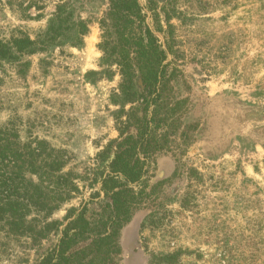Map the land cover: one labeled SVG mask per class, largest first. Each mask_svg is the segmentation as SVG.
Returning <instances> with one entry per match:
<instances>
[{
  "label": "rangeland",
  "instance_id": "374dc122",
  "mask_svg": "<svg viewBox=\"0 0 264 264\" xmlns=\"http://www.w3.org/2000/svg\"><path fill=\"white\" fill-rule=\"evenodd\" d=\"M60 1L0 0V39L36 40ZM64 1L87 25L82 44L73 45L72 31L33 53L0 60V143H8L1 147L7 157L0 182L14 171L7 163L13 152L45 150L34 162L36 173L23 165L21 175L39 189L19 210L41 235L33 240L22 228L15 231L7 221L11 210L0 207V264H37L76 212L85 207L93 222L106 202L99 155L118 138V118L124 119L113 103L118 68L98 48L108 0ZM148 1L164 30L165 10L174 26L165 96L183 103L176 131L148 160L113 264H167L159 257L171 254H177L172 264H264V0H139L164 45ZM52 160L62 167L48 176L43 164ZM42 195L58 207L38 210L31 201L40 203ZM48 222L59 225L43 229Z\"/></svg>",
  "mask_w": 264,
  "mask_h": 264
},
{
  "label": "trees",
  "instance_id": "16d2710c",
  "mask_svg": "<svg viewBox=\"0 0 264 264\" xmlns=\"http://www.w3.org/2000/svg\"><path fill=\"white\" fill-rule=\"evenodd\" d=\"M147 3V9L155 20L156 31L165 35L164 45L146 24L139 0H108V9L100 23L104 30L98 48L105 58L113 57L118 68L120 83L118 94L113 96V103L121 107L119 114H124V119L118 118V138L110 141L99 155V159L106 163L99 178L100 189L106 199L105 205L93 222L85 215V207L74 216L72 211L66 219L73 217L64 226L58 242L40 257L37 264H113L121 253L118 242L120 230L130 221L132 209L140 199L142 191L139 188L145 180L148 160L166 146L169 133L176 131L174 122L179 119L175 115L183 101L169 102L165 96L171 89L172 76L167 74L169 62L166 59L168 54L176 55L173 48L174 26L170 24L169 12L165 10L164 30L154 2ZM68 6L64 0L55 6L46 30L36 40L27 36L13 37L9 41L0 39V60H10L15 53H33L60 38H69L72 31L76 32L73 45L82 44L83 36L88 31L87 25L73 18V12ZM7 144V141L0 143V164L7 157L1 147ZM43 152L45 150L37 152L36 149L25 155L13 152L15 160L8 158L7 163H12L14 171L0 182L6 189L1 191L4 194L0 196V207L4 211L11 210L8 224L15 231L19 227L27 231L33 240L41 234L31 225V221L25 219L27 212L21 215L19 210L25 206V202L34 198L39 186L23 177L21 171L23 165L28 163L31 172L36 173L34 162ZM43 165L48 168L45 172L48 176L62 167V163L55 164L53 160ZM58 179L63 184L66 182L62 174ZM50 199L48 195H42L40 203L37 200L31 202L36 203L33 205L38 210L50 213L59 205L53 202L49 204ZM59 200L63 198L59 197L56 201ZM58 225L56 222H48L43 229ZM176 256L164 255L159 259L172 264Z\"/></svg>",
  "mask_w": 264,
  "mask_h": 264
}]
</instances>
